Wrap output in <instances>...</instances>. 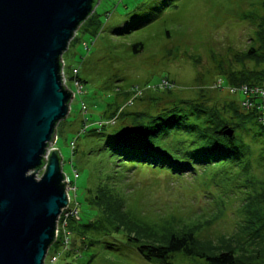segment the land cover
I'll return each mask as SVG.
<instances>
[{"label":"rangeland","instance_id":"rangeland-1","mask_svg":"<svg viewBox=\"0 0 264 264\" xmlns=\"http://www.w3.org/2000/svg\"><path fill=\"white\" fill-rule=\"evenodd\" d=\"M92 14V22L77 30L62 56L64 72L71 76L78 69L85 83L83 95L71 98L67 116L55 127L53 148L60 154L62 172L76 187V197L71 196L80 221L70 223L93 222L103 242L115 245L116 251L105 250L95 263L148 264L126 241L127 232L135 225L160 228L165 220L164 229L181 221L208 222L198 238L212 243L244 227L258 230L252 234L258 240L264 233V130L257 118L236 133L244 145L239 159L194 163V170L183 176L119 160L104 147L103 133L113 130L106 122L133 99L134 105L124 111L131 118L164 112L170 98L219 109L233 102L241 109L243 95L231 92L238 85L230 84L227 75L242 67L237 57L256 38L264 0H99ZM124 28L129 30L121 32ZM136 42L144 44L137 55L130 48ZM164 78L173 82L171 91L158 89ZM65 84L75 91L73 80ZM134 86L139 88L132 92ZM157 98L161 100L155 105ZM97 129L103 133L92 132ZM173 138L180 141L172 148L177 154L187 153L201 139L197 131ZM70 223L68 247H77ZM63 238L61 232L59 241ZM63 247L50 246L46 264L55 258L56 264L64 263L59 254Z\"/></svg>","mask_w":264,"mask_h":264},{"label":"water","instance_id":"water-1","mask_svg":"<svg viewBox=\"0 0 264 264\" xmlns=\"http://www.w3.org/2000/svg\"><path fill=\"white\" fill-rule=\"evenodd\" d=\"M94 1L0 0V264H44L55 241L68 203L55 127L72 98L61 60Z\"/></svg>","mask_w":264,"mask_h":264},{"label":"trees","instance_id":"trees-1","mask_svg":"<svg viewBox=\"0 0 264 264\" xmlns=\"http://www.w3.org/2000/svg\"><path fill=\"white\" fill-rule=\"evenodd\" d=\"M94 2L96 5L97 1ZM92 16L93 14L80 25L79 30L90 21L92 22ZM128 30L124 28L120 31ZM92 34L95 35L93 32ZM76 37L77 32L69 45L75 41ZM130 48L133 54L137 55L143 51L144 44L136 42ZM237 58L242 67L227 75L230 84L240 87L243 84L258 85L264 81V17L257 25L256 38L250 40L248 49ZM246 62L252 63L253 66L247 67L244 64ZM75 71L76 74L74 72L71 76H68L65 71L67 80H73V85L78 83L84 93L85 81L79 78L78 69ZM173 85L172 81L164 78L158 85V89L171 91ZM137 88L139 87L134 86L131 91L135 92ZM83 93L76 96H82ZM157 99H154L155 105L161 100ZM134 100L126 104L119 114H114L108 119L105 125L107 128L113 127V130L103 133L104 125L103 129L92 130V132L97 135L103 133L106 137L103 142L104 147L121 161L150 164L181 176L193 171L195 164L205 165L222 160L239 159L244 145L238 140L236 133L244 130L248 120L257 118L255 110L238 109L233 102L225 103L219 109L209 108L204 103L195 104L190 100L175 98L168 100L171 102L164 112L155 116L139 114L131 118L132 114L127 115L124 111L131 107L130 105H134ZM122 121L126 123H121ZM228 129L233 130L231 137L223 134ZM192 131H197L198 138L201 139L198 142H192L194 146L191 150L185 151L187 153L184 154H177L178 151L172 150L173 146L180 142L173 136ZM165 224H168V221L165 220ZM94 225L93 222L77 226L70 223L73 236L77 238V247H68L69 245L66 247L63 239L59 241L61 233L58 234L52 245L60 243L64 246L63 251L59 252L65 257L62 259L64 261L62 264H96V257L105 254V250L116 251L113 249L115 245L103 242L101 233L95 229ZM164 225L160 228L135 225L133 230L127 232L126 241L132 243L138 256L148 264H264V233L258 240L252 237V234L255 235L258 230L252 232V229L244 227L231 236L212 243V241L198 238L209 226L208 222L205 224L195 220L181 221L169 229H164ZM261 229H264V226ZM89 231L94 232L92 237L87 236ZM57 250L58 248L54 252ZM53 262L51 264H56L57 258ZM115 263L124 264L122 260L114 261L112 264Z\"/></svg>","mask_w":264,"mask_h":264},{"label":"built area","instance_id":"built-area-1","mask_svg":"<svg viewBox=\"0 0 264 264\" xmlns=\"http://www.w3.org/2000/svg\"><path fill=\"white\" fill-rule=\"evenodd\" d=\"M62 62L63 61L61 60V63ZM61 73H62V79L64 80L63 85L64 87L67 88V90H69V88L65 84L67 80L65 82V78H64L65 72L63 66L61 68ZM219 86H222L221 82H217L215 84L216 88H221ZM74 87H75L74 92L70 90V92L72 93V100L75 99L76 95H81L83 93L82 88L78 83H75ZM231 92H235V93L239 92L240 94L243 95V100L241 102L242 108L246 110H250V109L255 110L257 112L258 124L264 129V81H262L258 85H241L240 87L231 90ZM138 94H140V92H138ZM81 109L84 113L87 112V109L85 108L84 105H82ZM73 144L74 143L72 142L71 145L73 146ZM74 177L76 178V176ZM64 182H66L65 192L67 195L68 203H67V207L62 209L61 214L58 217L55 238L58 236V234L63 232L64 234L63 244L67 247L69 245V238L66 231L67 225L71 221L74 222L80 221V216H79L77 203L73 201V198L71 196L72 194H74V198L76 197V187L66 174H64L63 183Z\"/></svg>","mask_w":264,"mask_h":264},{"label":"bare ground","instance_id":"bare-ground-1","mask_svg":"<svg viewBox=\"0 0 264 264\" xmlns=\"http://www.w3.org/2000/svg\"><path fill=\"white\" fill-rule=\"evenodd\" d=\"M55 141V140H54Z\"/></svg>","mask_w":264,"mask_h":264}]
</instances>
